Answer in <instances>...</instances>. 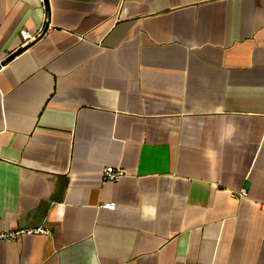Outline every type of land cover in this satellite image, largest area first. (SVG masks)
<instances>
[{"label":"crops","instance_id":"crops-1","mask_svg":"<svg viewBox=\"0 0 264 264\" xmlns=\"http://www.w3.org/2000/svg\"><path fill=\"white\" fill-rule=\"evenodd\" d=\"M7 53L0 264H264V0H0Z\"/></svg>","mask_w":264,"mask_h":264},{"label":"built area","instance_id":"built-area-1","mask_svg":"<svg viewBox=\"0 0 264 264\" xmlns=\"http://www.w3.org/2000/svg\"><path fill=\"white\" fill-rule=\"evenodd\" d=\"M45 0H39L42 4ZM20 43L19 47L25 46L26 44L36 40L37 34H30L26 29H20ZM18 47V48H19ZM9 54L7 53L4 56H0V66H2V63L6 60L7 56ZM126 174V171L120 167H113V166H106L102 169V181L107 182L109 181H115L118 180L120 177L124 176ZM241 196L246 195L245 191L242 189L238 193ZM105 207L113 209L115 207L114 203H105ZM259 208L262 212H264V202L258 203ZM47 229L43 227H34V228H22V229H16V230H0V240L4 241H12L17 239L22 234H38V233H46Z\"/></svg>","mask_w":264,"mask_h":264},{"label":"water","instance_id":"water-1","mask_svg":"<svg viewBox=\"0 0 264 264\" xmlns=\"http://www.w3.org/2000/svg\"><path fill=\"white\" fill-rule=\"evenodd\" d=\"M27 47V44H26V46H24V47H21L14 55H16L17 53H19L20 51H23L25 48ZM13 55V56H14ZM12 56V57H13ZM5 64V61L2 63V65H4Z\"/></svg>","mask_w":264,"mask_h":264}]
</instances>
